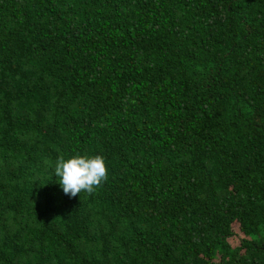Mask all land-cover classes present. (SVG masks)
Returning <instances> with one entry per match:
<instances>
[{
  "label": "trees",
  "instance_id": "16d2710c",
  "mask_svg": "<svg viewBox=\"0 0 264 264\" xmlns=\"http://www.w3.org/2000/svg\"><path fill=\"white\" fill-rule=\"evenodd\" d=\"M0 264H264V0H0Z\"/></svg>",
  "mask_w": 264,
  "mask_h": 264
},
{
  "label": "clouds",
  "instance_id": "9594fccd",
  "mask_svg": "<svg viewBox=\"0 0 264 264\" xmlns=\"http://www.w3.org/2000/svg\"><path fill=\"white\" fill-rule=\"evenodd\" d=\"M107 158L102 154H61L54 173L64 193L71 197L81 192L93 194L108 179Z\"/></svg>",
  "mask_w": 264,
  "mask_h": 264
},
{
  "label": "rangeland",
  "instance_id": "374dc122",
  "mask_svg": "<svg viewBox=\"0 0 264 264\" xmlns=\"http://www.w3.org/2000/svg\"><path fill=\"white\" fill-rule=\"evenodd\" d=\"M228 240H229V242H230V244H231L232 246H236V245L239 244V243H238V241H239V235H238V238L230 237Z\"/></svg>",
  "mask_w": 264,
  "mask_h": 264
}]
</instances>
